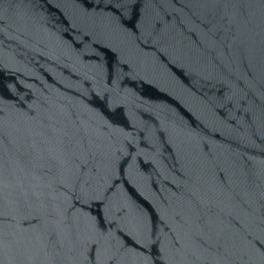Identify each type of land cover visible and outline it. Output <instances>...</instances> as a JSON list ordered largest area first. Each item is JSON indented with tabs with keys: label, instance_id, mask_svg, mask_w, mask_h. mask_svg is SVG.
Here are the masks:
<instances>
[{
	"label": "water",
	"instance_id": "1",
	"mask_svg": "<svg viewBox=\"0 0 264 264\" xmlns=\"http://www.w3.org/2000/svg\"><path fill=\"white\" fill-rule=\"evenodd\" d=\"M0 264H264V0H0Z\"/></svg>",
	"mask_w": 264,
	"mask_h": 264
}]
</instances>
